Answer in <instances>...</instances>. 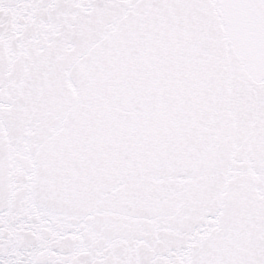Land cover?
<instances>
[{
  "label": "snow or ice",
  "instance_id": "obj_1",
  "mask_svg": "<svg viewBox=\"0 0 264 264\" xmlns=\"http://www.w3.org/2000/svg\"><path fill=\"white\" fill-rule=\"evenodd\" d=\"M0 264H264V0H0Z\"/></svg>",
  "mask_w": 264,
  "mask_h": 264
}]
</instances>
